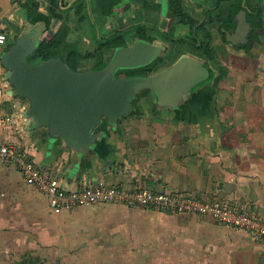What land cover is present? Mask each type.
I'll return each instance as SVG.
<instances>
[{"label": "crops", "instance_id": "obj_1", "mask_svg": "<svg viewBox=\"0 0 264 264\" xmlns=\"http://www.w3.org/2000/svg\"><path fill=\"white\" fill-rule=\"evenodd\" d=\"M77 1L56 2L67 17L65 41L77 54L93 52L98 41L115 31L127 32L124 47L97 50L93 57L76 61L74 72L94 69L101 61L105 66L91 72L103 71L117 49L143 43L162 58L146 76L183 60L201 68L198 79L188 89L171 90L172 99L158 98L155 89L136 91L128 109L114 119L101 118L92 137L76 145L27 115L30 102L11 95L1 61L25 33L36 35V49L62 21L48 17L50 0H0V32L6 34L0 44V87L8 95L0 114L17 118L16 125L0 128V141L23 148L64 189L103 181L121 192L144 188L218 202L264 221V0H241L245 10L235 15L229 31L214 19L215 0H180L192 19L205 23L211 37L209 57L165 38L166 33H190L189 25L172 16L167 0H121L110 17L97 13L103 0H84L83 21L75 15ZM24 2L36 3V10L23 9ZM247 12L259 14L260 26L246 49L251 31ZM139 25L146 26L149 40L135 34ZM82 207L50 213L46 197L25 184L13 165L0 163V264H75V259L84 264L83 257L91 254L95 264H264V238L254 239L207 216L120 203L92 206L88 215L78 216ZM100 210L108 216H96ZM69 235L79 243L64 249Z\"/></svg>", "mask_w": 264, "mask_h": 264}, {"label": "water", "instance_id": "obj_2", "mask_svg": "<svg viewBox=\"0 0 264 264\" xmlns=\"http://www.w3.org/2000/svg\"><path fill=\"white\" fill-rule=\"evenodd\" d=\"M35 46L36 35L25 33L2 54L11 95L30 102L27 115L34 122L49 126L62 139L79 146L92 137L91 131L101 118L111 120L128 109L136 91L155 89L158 98L165 99L167 94L162 91L188 89L201 73V68L181 60L158 75L114 77L120 68L145 66L157 57L156 48L143 43L117 49L105 70L89 73L71 71L58 59L30 64L27 59Z\"/></svg>", "mask_w": 264, "mask_h": 264}, {"label": "built area", "instance_id": "obj_3", "mask_svg": "<svg viewBox=\"0 0 264 264\" xmlns=\"http://www.w3.org/2000/svg\"><path fill=\"white\" fill-rule=\"evenodd\" d=\"M6 41V34L0 32V44ZM6 86V85H5ZM4 87H0V103L7 99ZM12 113L0 114V128L16 125ZM0 163L13 165L21 174L25 184L36 188L47 199L50 213L59 215L77 207L98 203H120L128 208L152 207L171 212L207 216L212 220L248 232L254 239L264 238V221L245 212L228 208L218 202H205L184 194L153 192L137 189L121 192L103 181L89 182L74 189H64L54 176L45 174L29 159L23 148L0 141Z\"/></svg>", "mask_w": 264, "mask_h": 264}, {"label": "trees", "instance_id": "obj_4", "mask_svg": "<svg viewBox=\"0 0 264 264\" xmlns=\"http://www.w3.org/2000/svg\"><path fill=\"white\" fill-rule=\"evenodd\" d=\"M121 0H103L101 4L97 7V13L100 17H110L115 13V9H117L118 4ZM145 3L147 0H143ZM57 0H50V4L47 7L48 17L58 18L62 21L60 27L57 32L51 37L50 40L43 42L37 47L31 57L30 60L35 58L41 59L42 61H47L51 59H58L62 63L68 67L71 71L75 70V62L80 59H88L93 57L94 53L97 50H102L103 48H107L109 50L114 49L116 47H124V35L127 30H118L112 33L107 39L103 41L97 42V48L93 52H87L84 55H79L68 43L65 41V37L68 31L67 25V17L66 15L60 12L59 7L57 6ZM226 2L225 4H223ZM21 7L28 12L36 10L37 4L34 2H24L21 4ZM167 7L171 12L172 16H174L179 23L189 25L190 33L187 36H179L174 37L170 34H164L166 39H169L172 44H188L197 50L201 51L206 57L212 55V48L210 46L211 37L210 33L204 28L205 23L200 22L198 20L192 19L187 12L183 10L181 7L180 0H167ZM214 7L218 10L216 13V17L214 18L217 23L220 24V28L224 31H229L235 27V15L241 11L245 10L241 5V0H215ZM75 15L78 21H83L85 18V3L84 0H78L74 6ZM28 17L32 16L31 14L27 15ZM246 20L250 24V33L247 36L245 48H249L251 43L256 36V32L260 26L259 14L258 13H246ZM136 35L145 40H149L145 36L146 26L139 25L135 27ZM28 59V60H29ZM162 62L161 57H156L149 64L145 66H141L138 68L132 69H121L118 70V74H127L130 77L136 76H146L150 73L157 65ZM105 66V62L101 61L98 63L95 68L102 69Z\"/></svg>", "mask_w": 264, "mask_h": 264}, {"label": "rangeland", "instance_id": "obj_5", "mask_svg": "<svg viewBox=\"0 0 264 264\" xmlns=\"http://www.w3.org/2000/svg\"><path fill=\"white\" fill-rule=\"evenodd\" d=\"M110 36V35H109ZM108 36V37H109ZM107 37V38H108ZM106 38V39H107ZM103 41V40H102ZM108 54L109 53H105V56L106 57H108ZM168 57V56H167ZM154 59H156V57L154 58ZM92 70H97V68H94V69H91V70H84V71H82V72H84V73H89V72H91ZM118 76V71H115L114 72V77H117ZM190 82V81H189ZM142 91L141 92H143L144 90H145V88H143V89H141ZM159 90V92H160V94H162L161 93V90L160 89H158ZM176 90V89H175ZM140 92V93H141ZM162 92H164L165 94H167V98H169V97H171L170 99H172V96H174L173 94H174V92L173 91H171V90H169V91H162ZM102 204H106V203H98V204H93V205H87L86 207L84 206V207H82V208H79L80 210H82L81 211V213L80 214H78V216H82V215H84L83 214V212H85V215H88V213L90 212L89 210V208H92V206H97V205H102ZM107 213L108 212H105L104 210H100V212H98V214L96 215V216H102V217H104V216H108L107 215ZM69 237H70V235L68 236V238L66 239V241H64V244H66L67 246L64 248V249H71L70 248V245H68V244H74V243H79V242H77V241H71L70 239H69ZM79 248H81V247H79ZM68 251H63V253L64 254H66ZM65 256V255H64ZM88 256V255H87ZM91 257L90 258H85V257H83V263L84 264H95L96 262H95V259L93 258V256H92V254L90 255ZM70 258L69 257H67L66 258V260H64V261H67V260H69ZM21 260V259H20ZM19 260V261H20ZM41 260V259H40ZM44 261H46V260H44ZM44 261H43V263H44ZM91 261V262H90ZM69 262V261H68ZM75 262L77 263V261H76V259H75ZM37 264H38V261L36 262ZM75 263V264H76ZM10 264H13V262L12 263H10ZM48 264H50V263H48ZM69 264H71V263H69Z\"/></svg>", "mask_w": 264, "mask_h": 264}]
</instances>
